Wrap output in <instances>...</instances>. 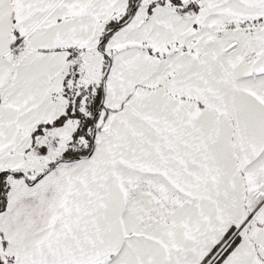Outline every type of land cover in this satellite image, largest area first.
<instances>
[{
	"label": "snow or ice",
	"instance_id": "6c2138e0",
	"mask_svg": "<svg viewBox=\"0 0 264 264\" xmlns=\"http://www.w3.org/2000/svg\"><path fill=\"white\" fill-rule=\"evenodd\" d=\"M0 264H264V0H0Z\"/></svg>",
	"mask_w": 264,
	"mask_h": 264
}]
</instances>
